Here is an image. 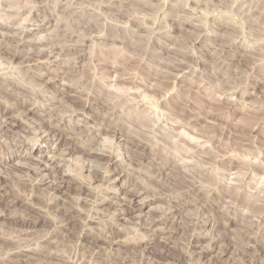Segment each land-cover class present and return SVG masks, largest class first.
<instances>
[{
  "label": "clouds",
  "instance_id": "9594fccd",
  "mask_svg": "<svg viewBox=\"0 0 264 264\" xmlns=\"http://www.w3.org/2000/svg\"><path fill=\"white\" fill-rule=\"evenodd\" d=\"M0 264H264V0H0Z\"/></svg>",
  "mask_w": 264,
  "mask_h": 264
}]
</instances>
